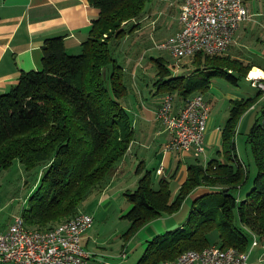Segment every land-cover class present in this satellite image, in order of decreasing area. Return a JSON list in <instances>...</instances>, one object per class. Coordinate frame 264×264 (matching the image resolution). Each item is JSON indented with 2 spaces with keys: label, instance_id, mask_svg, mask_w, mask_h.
Masks as SVG:
<instances>
[{
  "label": "trees",
  "instance_id": "obj_1",
  "mask_svg": "<svg viewBox=\"0 0 264 264\" xmlns=\"http://www.w3.org/2000/svg\"><path fill=\"white\" fill-rule=\"evenodd\" d=\"M88 1L99 15L81 50L70 53L63 36L48 37L42 46V67L23 71L15 84L0 92V172L16 159L27 169H45L21 211L28 228L47 230L80 213L82 201L102 190L134 139L133 116L124 104L128 91L123 67L111 43L140 27L150 0ZM192 58L193 73L163 80L183 78L168 83L165 91L177 90L183 97L206 93L215 76L238 83L252 68L230 54L198 52ZM156 59L162 78L170 76L162 58ZM258 98L259 94L233 100L218 156L206 164L198 158L190 164L174 198L170 180L161 178L154 187V170H145L142 161L138 164L137 172H143L138 185L125 192L131 204L124 215L130 220L126 237L180 210L196 188L210 190L195 197L178 227L152 237L135 264H161L187 249L213 243L245 251L254 235L264 239V104L246 138L256 167L252 178L236 141L241 116Z\"/></svg>",
  "mask_w": 264,
  "mask_h": 264
},
{
  "label": "crops",
  "instance_id": "obj_2",
  "mask_svg": "<svg viewBox=\"0 0 264 264\" xmlns=\"http://www.w3.org/2000/svg\"><path fill=\"white\" fill-rule=\"evenodd\" d=\"M164 6L163 0H156L154 5L147 9L146 15L144 14L140 22L142 23L145 19L151 17V15H154L155 13L153 12L156 7L162 10ZM170 9L172 8L170 7ZM98 15L99 9L91 5L88 0H0V92L6 91L11 85L15 84L23 71L42 67V46L48 37L63 36L67 50L70 53L79 52L81 50V43L88 37L92 22ZM152 21V23H155V20ZM142 26L143 24H140L137 30H140ZM180 26V22L174 29L170 25L172 28L170 35L178 31ZM241 27L242 25L237 30V35L235 34L236 37H234V40L230 44L228 53L233 57L243 60L246 64H252V67L260 68L264 72V46L261 48L259 54L253 53L251 51L255 49L252 47L253 43L251 42L250 45L247 43V38H249L250 34L248 33L249 28L245 25L244 27L247 31L242 32L244 30ZM253 54L260 58L251 59V55ZM135 76H137V73ZM135 86L139 88L138 84H135ZM157 89L159 97L155 95L151 98L142 89H138L139 95L132 96L131 98L128 96L130 92H127L124 104L133 116L134 139L126 154L118 161L111 174L107 177L102 190L94 191L99 198L96 205H106L108 210L111 206L116 207L114 216L117 218L124 217L131 207V204L126 199L125 192L137 187L139 177L143 173L139 174L137 172L138 164L141 161L145 170H154V187H158V182L161 178L170 180L172 198L177 194L181 183L186 179L189 165L197 162V157L192 152L164 149L172 134L158 118L157 112L165 95L170 91L163 93L160 90L165 89ZM209 91L204 93V95L211 103L212 113L215 104V93L210 92V94L208 93ZM172 93L173 95L175 94L174 108L175 110H180L187 97H183L176 90L172 91ZM258 94L259 98L253 105V108H257L258 104H264V91H260L258 88ZM218 96L228 97L232 101L236 98H246L242 93L236 95V92H226ZM228 116L229 110L224 112L220 117L227 119ZM244 121L245 118L242 122H239L238 133L241 130L240 126L242 124L249 128L253 124L254 119L246 118V122ZM223 125L220 122L215 124L213 117H210L207 126V130H209L206 133L207 138H205V157L198 158L201 159V162L215 157L218 149L222 148ZM237 152L239 154L238 148ZM209 190L208 187L204 186L196 188L183 203L180 210L173 214H165L158 217L144 225L134 235L130 237L125 236V240L121 241L119 247V243H116L112 247L110 241L106 247L99 248L98 246L97 248L96 246V249L94 247L90 248L88 239L93 238V232L90 231L93 226L92 224L83 237V244L91 254L85 264H104L105 261L120 264V260L125 263L127 257L125 259L120 258L121 252L126 251L129 257L128 251L131 248L137 249L141 247L144 251L152 237L168 229L175 228L181 222L179 218L181 216L183 218L186 217L187 210L191 207L195 197ZM187 202L188 204H186ZM189 202L191 203L190 207ZM84 212L92 215L91 211L86 210ZM247 251L250 253V264H264V239L258 238V244L254 246L251 244Z\"/></svg>",
  "mask_w": 264,
  "mask_h": 264
},
{
  "label": "built area",
  "instance_id": "obj_3",
  "mask_svg": "<svg viewBox=\"0 0 264 264\" xmlns=\"http://www.w3.org/2000/svg\"><path fill=\"white\" fill-rule=\"evenodd\" d=\"M245 0H180V29L158 43L160 49L208 51L230 46L240 25L250 17ZM249 78L264 90V82ZM158 118L172 134L164 149L192 152L205 157V138L211 116V103L202 92L188 96L183 107L175 110L173 97L166 94ZM201 160V159H200ZM206 164L207 161L205 160ZM93 224V216L80 212L47 230L28 228L22 214L15 215L5 231H0V264H85L91 256L83 237ZM258 237L253 238V246ZM231 247L209 244L183 251L182 260L169 259L161 264H250L249 254L230 258ZM125 259L127 252H121ZM104 264H117L105 261Z\"/></svg>",
  "mask_w": 264,
  "mask_h": 264
},
{
  "label": "rangeland",
  "instance_id": "obj_4",
  "mask_svg": "<svg viewBox=\"0 0 264 264\" xmlns=\"http://www.w3.org/2000/svg\"><path fill=\"white\" fill-rule=\"evenodd\" d=\"M155 1L156 0L148 1L146 5V12L150 6L154 5ZM163 3L165 5L164 8L159 10L156 7L153 12L155 14H150L151 17L145 19L144 22L141 23L143 26L140 30L128 33L127 36L119 39V42L114 40L111 43L112 54L116 57L118 63L123 67L122 77L128 89L127 91L130 92L128 95L129 98L139 95L140 93L138 89H142L144 93L150 96V98L155 95L159 97V91L157 88L166 89L165 87H167L168 83H177L183 78H178L174 81L168 82H164L163 80L169 79L171 76H186L193 73L194 65L192 63V56L178 57L175 56L171 50L160 49L158 47V43L165 40L166 37L170 35V32H172L170 25L173 29L179 25V0H163ZM245 3L250 8L251 15L241 24V28L244 30L242 32L247 31L244 27L246 25L249 28L248 33H250L249 38H247V43L250 45L252 42V47L255 49L251 51L259 54L261 52V48L264 46V0H245ZM170 7L172 9H170ZM148 12H150V10H148ZM152 20H155V23H152ZM236 35L234 37H236ZM229 49L230 46L226 51L220 54H229ZM159 57H161L164 64L171 69L170 76L162 78L159 74V64L156 59ZM259 58L260 57L257 55H251V59ZM111 68V66L105 68V72L108 73V75L111 72ZM253 69L254 67L249 70L247 77L241 78L238 83L231 82L224 75H218L212 79L210 84L211 88L209 87V90L211 89V91L208 90V93H215V104L211 113L215 124H218L219 122L221 124L225 123V120L227 119L223 117L221 118L220 116L224 112H227V110H230L229 106H231L233 102L228 97L224 98L223 96L219 97L218 95L226 92H236V95L242 93L245 97H249L256 96L258 94V88L260 91H264L261 87L252 85V80L249 78H252L251 75ZM136 73L137 76H135ZM194 73L198 72L194 71ZM258 75L260 76L258 81L264 82V74ZM135 84H138L139 88L136 87ZM160 91H163V93L165 92V90ZM170 94L173 97L174 103L175 94L173 95L172 92H170ZM261 106V104H258L257 108H253V106H251L241 116L240 121L242 122L244 118V122H246V118H253L254 121L257 118H260ZM251 126L247 128L244 124H242L240 126L241 130L236 136L239 156L242 161L244 160L246 164H249L250 178H252L254 173H256V167L253 162L251 150L248 145H246L247 134ZM44 170L43 165L27 169L19 160L16 159L10 166L4 168L0 172V231H5L9 227V224L15 215L22 214L21 211L27 205V198L29 194H31L35 184L40 179L41 173ZM247 188L248 183L241 189L242 194H244V191ZM98 200L99 198L96 196V192L93 191L82 201L80 205V212H84L86 210L89 212L91 211L94 217L93 226L90 230L93 232V238L90 240L88 239L89 247H94V249H96V246L97 248L98 246L99 248L106 247L110 241L112 247H114L116 243H119V247L121 241L125 240L124 233L130 225V220L125 217H115L114 212L117 208L111 206L108 210L106 205H96L98 204ZM186 204H188V202ZM190 205L191 203L189 202V207ZM189 210L190 208H188L185 218H183V216L179 218L181 222L175 227H178L187 219ZM142 252L143 249L141 247L137 249L131 248V250L128 251L130 256H127L125 263L120 260V264H135V261L142 254Z\"/></svg>",
  "mask_w": 264,
  "mask_h": 264
},
{
  "label": "bare ground",
  "instance_id": "obj_5",
  "mask_svg": "<svg viewBox=\"0 0 264 264\" xmlns=\"http://www.w3.org/2000/svg\"><path fill=\"white\" fill-rule=\"evenodd\" d=\"M224 51H225V48H213L212 50L208 51V54H220ZM198 52L207 53L206 51H197L195 53H198ZM172 53L178 57L194 55L193 51H184V54H182L181 50H174ZM258 74L261 75V74H264V72L261 69H259L258 67H254V69L252 70L253 76L251 75V77L257 78L259 76ZM254 236L257 237L256 235H254ZM252 244H253V241H252ZM243 253H248V251L247 250L242 251V250H239L235 247H231L230 258H239L242 256ZM182 259H183V252H181L174 260H182Z\"/></svg>",
  "mask_w": 264,
  "mask_h": 264
}]
</instances>
